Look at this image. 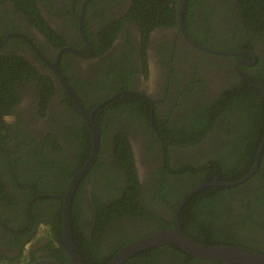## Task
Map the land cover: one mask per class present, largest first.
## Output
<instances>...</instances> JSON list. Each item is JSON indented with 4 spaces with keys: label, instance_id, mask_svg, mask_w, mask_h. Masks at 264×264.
<instances>
[{
    "label": "flooded vegetation",
    "instance_id": "obj_1",
    "mask_svg": "<svg viewBox=\"0 0 264 264\" xmlns=\"http://www.w3.org/2000/svg\"><path fill=\"white\" fill-rule=\"evenodd\" d=\"M241 4L177 0L182 26L177 18L176 25L155 26L145 34L131 19L132 0H0V63L20 57L35 70L34 78L15 84L18 98L8 102L9 113L2 118L8 136H0V190L6 193L5 198L0 195V259L23 256L34 237L41 238L40 228L57 237L55 199L62 206L59 196L88 160L79 137L88 126L67 87L93 113L99 132L103 129L97 158L72 198L73 203L77 196L79 204L71 210V224L81 264H109L126 244L159 230L178 225L184 232L181 217L193 214L199 201L190 197L175 215L177 206L196 186L191 187L195 177L204 174L202 169L191 171V164L200 167L220 156L227 160L235 146L248 150L255 133L254 165L264 132L256 134L252 111L264 105V95L237 69L264 90V32L246 28ZM43 77L52 85L47 100L39 92L40 82L42 91L47 84ZM229 91L235 105L225 110ZM204 122H212V130L200 140L179 136L186 135L183 129L195 135V127L208 126ZM119 134L124 142L116 139ZM127 151L129 164L123 154ZM131 164L140 186L129 205L143 215L131 211L97 230L96 200L107 213L128 193ZM228 170L215 169L212 177L217 180ZM259 173L264 176V146L256 172L225 187L233 189L228 195H218L209 236L223 233L222 227L225 234L240 236L242 247L264 255V180ZM162 174L166 186L160 183ZM184 186L189 189L182 194ZM58 187L62 191L54 192ZM186 225L194 232L192 221ZM183 252L163 244L137 252L123 264H218ZM63 255L51 258L50 250L43 249L36 258L74 264L66 249Z\"/></svg>",
    "mask_w": 264,
    "mask_h": 264
},
{
    "label": "trees",
    "instance_id": "obj_2",
    "mask_svg": "<svg viewBox=\"0 0 264 264\" xmlns=\"http://www.w3.org/2000/svg\"><path fill=\"white\" fill-rule=\"evenodd\" d=\"M177 0H132V6L130 11L131 19L134 20L140 29L143 30L145 34H147L152 28L155 26H174L177 23V12L175 10ZM241 12L244 16V24L246 25V28L248 30H254L255 32H258L262 34L264 32V0H241ZM25 63V64H24ZM32 69V70H31ZM35 76V70L30 66L27 62L24 61L22 58L18 57H11L8 58V62H5V65L3 63H0V136L2 139H5L7 135V131L5 129V124L2 120L3 114L9 113V109L11 107L10 104H8L9 101L13 100L15 97L18 98L17 95V88L15 84L18 82H25L30 78H34ZM43 81H45L47 84L44 85L45 90L42 91V82H40L39 86V92H42L44 96L46 97V100L49 98V93L52 92V85L49 83V79L47 77L42 78ZM20 85V84H19ZM21 86V85H20ZM48 97V98H47ZM226 102L224 103L225 110L231 108L235 105L234 98H233V92L229 91L225 94ZM46 103V102H45ZM261 108H257L255 111H252L257 118L255 119L257 122L255 124H258V127L256 128V134H259V132H264V120H261V115H264V105H261ZM216 107H220V105H217ZM217 111V108H215ZM227 113V111H225ZM224 111L222 113H225ZM217 112H213V114H216ZM98 122V120H96ZM212 123V122H211ZM204 122L205 125H208L207 127L202 125L200 127H195L193 131H195V135L187 131L186 129H183L181 132L185 133L186 135L180 134L179 136L183 138L184 141L193 140L194 138H197L198 140L201 139V137L210 132L212 130V124ZM85 126V125H84ZM101 129V134L103 133V129ZM88 128L84 127V132L79 137L82 138V150L83 155H85L84 160L89 156L91 151V136L90 132L87 131ZM252 143L253 145L248 150L242 149L241 146L239 149L237 146L234 148L233 156H230L227 160L222 161V157H217L214 160L206 162L200 167H194L192 164L190 165L191 171L197 169H202L204 174L198 175L195 177L194 181L195 183L191 186L198 185L200 183L209 182V181H217L220 182H233L236 180L241 179L244 177L251 169L255 152L258 148V142H255V133H252ZM7 135V136H6ZM250 134L246 135L247 138ZM194 138H192V137ZM54 138V137H52ZM116 139L120 142L119 139H122L123 142L125 141V136L122 134L117 135ZM257 141V140H256ZM54 144H58L55 140H53ZM121 142L123 145L124 143ZM247 146H244V148ZM240 151L243 155L246 156V153L249 154V158L245 160L240 154L238 156V153L235 151ZM124 157L128 159V164L131 163V155L129 151L124 152ZM56 163V162H55ZM210 165V166H209ZM223 165V168L222 166ZM221 168L223 169H229L227 172L225 171L223 176L218 178L217 180L212 177V172L215 169ZM128 183H129V189L126 190L128 192L126 195L123 194L122 199L119 201L117 199L116 205L113 206L109 210V212L105 213L103 210L105 209V205L101 203L100 200H96L95 202V221H94V227H96L97 230L101 229V227L105 226L106 223H108L110 220H112L114 217H123L125 215H129L131 211H133L132 214L134 215H143V210H140L138 207L136 208L135 205H129L132 198L131 196L134 194L136 190H138L140 184L136 177V173H134V168L132 164L128 167ZM226 173H236V175L232 174H226ZM73 173H69V175H72ZM173 174L176 177L180 175V173H169ZM264 180L263 173H259ZM68 175V173H66ZM160 183L166 186V175L162 174ZM240 187V186H239ZM189 189V187H182V194H184V191ZM233 189H225V187H206L201 188L197 192H195L191 198L190 201H193L195 199H198L200 205L203 207L201 211L203 212V215L199 212V203L196 204L193 207V214L186 215L184 214V218L182 220L184 221V232L194 240L198 242H203L207 245H228V246H241L242 242L240 243L241 237H234L228 234H225L226 231L223 230L221 227V231L217 233L215 236H209L210 228H211V210L212 206L217 202L218 195H228ZM62 191L61 187H58L54 190V192H60ZM0 195L5 198L6 193L5 190H0ZM262 199V198H260ZM53 200V199H52ZM203 200V202H201ZM56 202L59 204V211L57 216L54 217V230H57V237L53 238L49 235V232L45 229L43 234L41 235V238L34 237L33 242L31 245H33L32 248H27L23 250V253H25L23 256H16L12 259H6L5 257H2L0 259V264H29L30 262L36 260L37 258H43V256H39L36 258L37 250H43V249H49L52 256H49L51 258H56L61 260L63 258V254L65 253V249L62 243L61 239V226H60V219H61V204L60 200L55 199ZM79 207V204L77 202V196L74 199L71 210L74 213V211L77 210ZM109 213V214H108ZM208 216H207V215ZM193 222L194 225V232L191 228H189L186 224L187 222ZM38 224V223H37ZM36 224V226H37ZM73 226L75 224L73 223ZM40 239H46L43 242L40 241ZM39 245L35 246V244L40 243ZM175 248H177L174 245ZM184 253V252H183ZM55 254V255H54ZM186 254V253H184ZM188 255V254H187ZM190 256V255H188ZM191 257V256H190ZM28 258V259H27ZM14 259V260H13ZM58 260V261H59ZM223 264V263H218Z\"/></svg>",
    "mask_w": 264,
    "mask_h": 264
},
{
    "label": "water",
    "instance_id": "obj_3",
    "mask_svg": "<svg viewBox=\"0 0 264 264\" xmlns=\"http://www.w3.org/2000/svg\"><path fill=\"white\" fill-rule=\"evenodd\" d=\"M178 16V22L182 26V11L180 10ZM206 52L216 53L213 50L205 49ZM219 54L228 55L231 53L218 52ZM55 73L60 75L58 68L54 65H51ZM241 75L258 91H260L264 95V90L256 83L249 80V78L239 69H237ZM62 79V78H61ZM64 80L62 79V82ZM69 93L72 95L74 101L76 102L78 109L80 110L82 117L87 124L90 136H91V151L88 157V160L83 165V167L79 170L78 173L71 178L66 191L61 194L59 197L62 198V240L65 246L67 253L70 256V259L74 264H81L80 256L73 244L72 240V221H71V206H72V198L74 195V191L78 185V183L82 180V178L86 175V173L91 168L92 164L95 162L98 149L101 141L100 132L96 126V123L93 118V113H89L84 110L82 104L80 103L78 97L74 94L70 87H67ZM264 146V138L261 142L259 150L257 152L256 161L249 171L244 177L239 180L233 182H204L196 185L192 190H190L180 201L179 205L176 209V214H178L179 210L183 206V204L198 190L201 188L211 187L215 185L231 187L241 184L248 180L257 170L260 157L262 154ZM163 244H173L188 253L191 256H194L199 259H203L210 262L215 263H223V264H264V255L259 252L250 250L245 247H236V246H228V245H207L201 242L194 240L187 236L180 226L176 225L170 229H164L156 231L144 238L132 241L126 244L123 248L117 252L115 257L109 264H123L127 258L132 256L133 254L147 250L149 248L160 246ZM29 264H59L55 259L49 258H39L36 259Z\"/></svg>",
    "mask_w": 264,
    "mask_h": 264
},
{
    "label": "rangeland",
    "instance_id": "obj_4",
    "mask_svg": "<svg viewBox=\"0 0 264 264\" xmlns=\"http://www.w3.org/2000/svg\"><path fill=\"white\" fill-rule=\"evenodd\" d=\"M43 231H45V230H44V228H40V229H39V234H40V233H42ZM39 244H41V242H40V243H37V244H35V246H37V245H39Z\"/></svg>",
    "mask_w": 264,
    "mask_h": 264
},
{
    "label": "clouds",
    "instance_id": "obj_5",
    "mask_svg": "<svg viewBox=\"0 0 264 264\" xmlns=\"http://www.w3.org/2000/svg\"><path fill=\"white\" fill-rule=\"evenodd\" d=\"M44 232V231H43ZM25 249H27V248H25Z\"/></svg>",
    "mask_w": 264,
    "mask_h": 264
}]
</instances>
